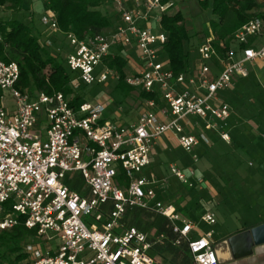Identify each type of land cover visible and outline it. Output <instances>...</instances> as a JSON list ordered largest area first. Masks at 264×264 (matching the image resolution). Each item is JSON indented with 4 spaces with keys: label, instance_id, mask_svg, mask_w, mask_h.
<instances>
[{
    "label": "built area",
    "instance_id": "obj_1",
    "mask_svg": "<svg viewBox=\"0 0 264 264\" xmlns=\"http://www.w3.org/2000/svg\"><path fill=\"white\" fill-rule=\"evenodd\" d=\"M109 3L126 28L79 40L59 32L51 11L40 19L67 45L71 88L118 82V72L106 67L118 54L127 67L123 82L158 97L144 102L132 120L111 122L103 117L109 105L103 100L71 106L72 96L19 90V66L0 59V232L19 223L35 232L20 264H158L149 254L153 243L127 219L133 208L151 210L169 221L175 245L187 242L192 264H219L211 233L190 239L196 225L160 198L165 180L144 171L155 141L171 134L190 155L188 166H168L171 175L187 188L201 180L193 169L198 150L210 147L211 135L230 143V106L222 94L248 77V68L264 66V18L237 29L222 57L209 34L188 73L176 75L160 30L170 0ZM131 50L137 59L123 56ZM197 125L200 132H193ZM73 174L82 181L80 193L66 183ZM200 221L214 225V214L205 212Z\"/></svg>",
    "mask_w": 264,
    "mask_h": 264
},
{
    "label": "rangeland",
    "instance_id": "obj_2",
    "mask_svg": "<svg viewBox=\"0 0 264 264\" xmlns=\"http://www.w3.org/2000/svg\"><path fill=\"white\" fill-rule=\"evenodd\" d=\"M170 2L173 6L168 13L179 12L186 21L189 38L185 48L190 53L192 64L197 59L196 47L209 30V20L214 18L209 11L199 10L198 0H170ZM24 7L28 8L21 13L1 10L0 19L19 20L24 24L36 26L42 32L43 40L51 41L54 47L60 49L59 55L65 59L64 56L68 51L65 41L62 37H55L40 23L39 2L24 0ZM153 22V20L150 21V23ZM119 25L127 27V24L120 20L115 23V26ZM53 53V55L57 54ZM127 55L134 60L137 59L136 50L123 52L124 57ZM248 70V77L236 81L232 88L223 93L226 102L232 107L231 110L235 109L230 121H233L239 111L243 112L242 120L254 118L255 123L264 121V66L248 68ZM112 87L111 83L91 86L80 83V87L75 91L81 94L84 102L100 99L109 103L103 115L107 121L115 122L116 119H121L122 122H128L129 118H134L137 110L144 106L142 104L137 107L139 99L136 92L131 93L123 105L115 106L109 96ZM8 107L12 108V105L8 103ZM243 122L238 126L239 132L242 133L241 144L225 145L217 140V137H213L212 141L218 146L203 149L199 162L193 165V169L201 180L192 188L180 185L168 169V164L171 162L183 161L190 164V155L184 153L174 140H170L168 149L160 152L155 150L153 154L154 167L165 180L162 191L165 196L163 201L174 205L183 217L196 225V231L189 235L190 239L210 232L213 241L218 244L226 242L230 236L238 232L264 223V163L254 153L256 144L258 146L264 143L261 140L264 131L261 130L262 127L261 129L251 128V123ZM231 133L235 134L234 131ZM159 142L160 139L156 140L155 144ZM198 152H201V149ZM222 171H225L227 176H224ZM151 173L149 169L144 171L146 177H149ZM249 174L253 176L249 177ZM205 212L214 214V225H206L200 221V217ZM152 232L147 229L145 235L151 239ZM153 246H151L150 255L156 262L172 264L170 257L162 251L163 244H160L158 249ZM228 264H264V245L254 248L250 257L237 261L231 260Z\"/></svg>",
    "mask_w": 264,
    "mask_h": 264
},
{
    "label": "trees",
    "instance_id": "obj_3",
    "mask_svg": "<svg viewBox=\"0 0 264 264\" xmlns=\"http://www.w3.org/2000/svg\"><path fill=\"white\" fill-rule=\"evenodd\" d=\"M37 1L40 5L39 19L46 11H51L59 32L74 35L79 40L105 34L113 30L115 23L119 21L118 13L109 0ZM197 4L199 10L209 11L214 18L209 20V30L205 37L209 34L214 36L221 57L229 47L231 35L237 29L253 18H264V0H198ZM27 8L24 7V0H0V11L6 9L11 13H21ZM185 22L179 12L164 13L160 19V30L166 37L163 52L169 67L176 75L188 73L191 67L190 53L185 48L189 38ZM0 37V59L4 62H15L19 66V90L72 96L71 106L83 101L81 94L76 93L70 86L74 75L67 69L65 59L59 55L60 49L54 47L51 41L43 40V34L36 26L19 20L0 19ZM219 43H222L224 49L219 47ZM53 52L57 54L53 55ZM106 61V67L117 71L120 76L118 82H111L113 87L109 96L112 104L117 107L123 105L133 92L138 94L137 107L146 101L157 99V93L134 91L123 82L127 67L118 54L110 56ZM202 152L203 149L199 153L200 157ZM66 183L71 190L80 193L82 181L78 174L68 176ZM127 219L131 226L144 234L147 229L153 231V237H147V240L157 249L163 244L162 251L170 257L172 264H192L187 242L182 241L180 245H175L176 235L172 233L166 218L151 210L133 208L129 210ZM34 238L35 232L25 229L22 223L9 231L0 232V264L22 263L26 259L23 248L33 242Z\"/></svg>",
    "mask_w": 264,
    "mask_h": 264
},
{
    "label": "crops",
    "instance_id": "obj_4",
    "mask_svg": "<svg viewBox=\"0 0 264 264\" xmlns=\"http://www.w3.org/2000/svg\"><path fill=\"white\" fill-rule=\"evenodd\" d=\"M241 81V80H240ZM222 96H223V98L225 99V95L224 94H222ZM226 100V99H225ZM230 106V105H229ZM231 108L232 107H230V119H231V116H233L234 114H233V111L235 110H231ZM236 110H238V108H236ZM239 111V110H238ZM238 115L237 116H235L234 118H233V121H230L229 120V123H228V133H229V136H230V143L229 144H241L242 143V133H241V131L239 132V127L238 126H240L242 123H244L243 121H245V123L247 124V123H251V128H259V129H261L260 127H262V129L261 130H263L264 131V121L263 120H260L258 123H255V120H254V118H247V119H245V120H242L241 119V117L243 116V112L241 111H239L238 113H237ZM236 118V119H235ZM133 118H129V121L130 120H132ZM196 128H195V130L193 131V132H200V126L199 125H197V126H195ZM188 132H191V129H186ZM231 131H234L235 132V134H233V133H231ZM263 136H264V132H262V135H261V140L262 141H264V139H263ZM213 137H216L215 135H211L210 136V141H211V145H210V147L211 146H218L217 145V143H215V142H213L212 141V138ZM174 140L175 141V143H176V140L174 139V137L171 135V134H165V135H163L161 138H160V142L158 143V144H155V146L153 147V149H152V151H151V154H150V166H149V170L151 171V172H153V173H155L159 178H162L159 174H160V172L158 171V170H156V168L154 167V163H153V154L155 153V150L157 151V152H160V151H163V150H165V149H168L170 146H169V144H170V140ZM217 140H219L218 138H217ZM220 141V140H219ZM221 142V141H220ZM223 143V142H222ZM223 144H225V143H223ZM226 145V144H225ZM209 147V148H210ZM256 147V148H255ZM254 148L256 149L255 151H254V153L257 155V158H259L260 160H261V162L262 163H264V143H262V145H258L257 146V144H256V146H255ZM208 149V148H207ZM171 163H174V164H176L178 167H180V168H182V167H186V166H188L189 164H186V162H183V161H178V162H171ZM171 163H169L168 164V166L171 164ZM248 166H250V164H248ZM222 174L224 175V176H227V173L225 172V171H222ZM253 176V174H249V177L250 176ZM230 176V175H229ZM251 176V177H252ZM160 198L163 200V198H165V196H164V194H162L161 196H160ZM195 239V238H194Z\"/></svg>",
    "mask_w": 264,
    "mask_h": 264
},
{
    "label": "water",
    "instance_id": "obj_5",
    "mask_svg": "<svg viewBox=\"0 0 264 264\" xmlns=\"http://www.w3.org/2000/svg\"><path fill=\"white\" fill-rule=\"evenodd\" d=\"M221 243H225L230 257V260L226 264L231 260L237 261L250 257L253 254L254 248L264 245V223L238 232L230 236L226 242ZM219 244L215 243L214 252L218 263L225 264L217 251V245Z\"/></svg>",
    "mask_w": 264,
    "mask_h": 264
},
{
    "label": "bare ground",
    "instance_id": "obj_6",
    "mask_svg": "<svg viewBox=\"0 0 264 264\" xmlns=\"http://www.w3.org/2000/svg\"><path fill=\"white\" fill-rule=\"evenodd\" d=\"M217 251L219 253L220 258L226 264L230 260V257L226 249L225 243H220L219 245H217Z\"/></svg>",
    "mask_w": 264,
    "mask_h": 264
}]
</instances>
